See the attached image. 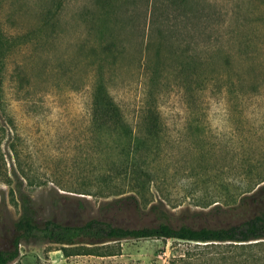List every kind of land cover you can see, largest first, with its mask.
Returning <instances> with one entry per match:
<instances>
[{
  "label": "rangeland",
  "instance_id": "obj_1",
  "mask_svg": "<svg viewBox=\"0 0 264 264\" xmlns=\"http://www.w3.org/2000/svg\"><path fill=\"white\" fill-rule=\"evenodd\" d=\"M197 1L201 22L170 41L197 74L176 73L170 54L152 81L140 64L145 0H0V50L9 53L0 52V249L21 212L19 191L40 219L71 224L100 217L151 225L152 205L196 225L236 221L230 209L264 183V0ZM114 5L128 10L109 39L121 45L116 57L98 44L107 21L98 12ZM17 67L29 78L25 98L11 88ZM101 82L118 127L93 123ZM149 108L158 117L153 130L142 121ZM129 193L140 212L102 210ZM111 245L113 255L76 254L85 250L32 238L13 264H170L205 250L163 238Z\"/></svg>",
  "mask_w": 264,
  "mask_h": 264
},
{
  "label": "trees",
  "instance_id": "obj_2",
  "mask_svg": "<svg viewBox=\"0 0 264 264\" xmlns=\"http://www.w3.org/2000/svg\"><path fill=\"white\" fill-rule=\"evenodd\" d=\"M136 5V3H134ZM124 10V11H123ZM128 10L123 6L114 5L102 7L98 12L107 16V21L100 30L98 44L102 55L120 54L121 45L110 42V36L123 25L119 17ZM200 2L197 0H145L143 11V43L141 51V69L145 77L158 81L166 70V55L172 54L176 61L174 70L179 74L195 75L199 66L191 57L183 58L176 55L172 49L171 40L188 30L190 24H198L203 19ZM132 11L131 16L135 15ZM142 16V15H141ZM135 19H128L133 25ZM124 26V27H125ZM100 28V27H99ZM116 28V29H115ZM2 33V32H1ZM34 35L25 36L32 40ZM20 47V45H19ZM2 52V50H0ZM5 48L2 54H7ZM171 57V56H170ZM140 66V65H139ZM12 91L18 96H28L30 82L25 70L17 67L10 73ZM1 87V83H0ZM103 83L94 89L91 102V117L97 126L118 127L117 106L109 91L103 90ZM156 109L149 108L143 117V126L149 130L157 127ZM142 124V122H141ZM20 215L12 221L9 232V243L0 249V264H13L20 255V243L24 240L46 239L67 248L85 250L76 254L113 255V245L127 239L163 238L195 243V247L203 251L186 252L174 256L170 264H264V254L259 249L264 248V183L252 193L242 196L237 205L230 209L236 221L231 224H216L214 226L196 225L175 219L172 214L159 208L150 207V213L155 219L151 225L132 227L113 223L104 218L92 217L79 223H65L54 218H41L33 206L31 197L19 191ZM113 209L115 212H140L137 194L129 193L117 196L107 201L102 210ZM225 248V250L223 248ZM222 249V250H218Z\"/></svg>",
  "mask_w": 264,
  "mask_h": 264
}]
</instances>
